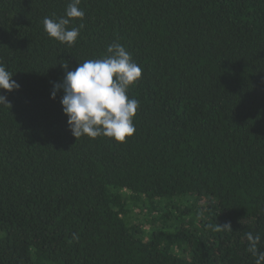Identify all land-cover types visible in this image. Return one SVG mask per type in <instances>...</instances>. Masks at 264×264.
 <instances>
[{
	"label": "trees",
	"instance_id": "obj_1",
	"mask_svg": "<svg viewBox=\"0 0 264 264\" xmlns=\"http://www.w3.org/2000/svg\"><path fill=\"white\" fill-rule=\"evenodd\" d=\"M70 2L0 0V64L20 86L0 90V264H255L264 0H81L69 47L43 20ZM117 42L142 68L136 131L76 139L51 93Z\"/></svg>",
	"mask_w": 264,
	"mask_h": 264
},
{
	"label": "clouds",
	"instance_id": "obj_2",
	"mask_svg": "<svg viewBox=\"0 0 264 264\" xmlns=\"http://www.w3.org/2000/svg\"><path fill=\"white\" fill-rule=\"evenodd\" d=\"M80 3L81 0H71L64 17L44 18V30L50 38L69 47L76 43L80 29L68 26L84 17ZM106 52L103 58L85 60L74 71H67L63 82L54 86L51 98L55 99L57 90L63 89V113L76 139L103 136L123 143L136 131L133 120L139 101L130 98L128 91L141 79L142 68L118 42L109 45ZM62 66L68 67L66 63ZM12 77L13 74L0 64V90L11 92L19 89V84ZM0 105L10 107L6 96L0 95ZM222 229L231 230V225L226 224ZM246 239L247 251L256 256L255 264H264V252H259L257 247L261 236L248 232Z\"/></svg>",
	"mask_w": 264,
	"mask_h": 264
}]
</instances>
